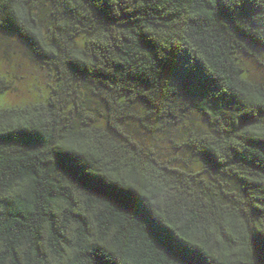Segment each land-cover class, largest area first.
Instances as JSON below:
<instances>
[{
	"label": "trees",
	"instance_id": "obj_1",
	"mask_svg": "<svg viewBox=\"0 0 264 264\" xmlns=\"http://www.w3.org/2000/svg\"><path fill=\"white\" fill-rule=\"evenodd\" d=\"M0 30L54 75L0 105V264H264V80L237 58L264 0H0ZM130 122L184 127L194 161Z\"/></svg>",
	"mask_w": 264,
	"mask_h": 264
},
{
	"label": "rangeland",
	"instance_id": "obj_2",
	"mask_svg": "<svg viewBox=\"0 0 264 264\" xmlns=\"http://www.w3.org/2000/svg\"><path fill=\"white\" fill-rule=\"evenodd\" d=\"M248 47L246 52H239L237 58L250 80L263 82L264 51L253 46ZM53 83V71L30 58L26 44L15 33L0 30V105L25 106L45 100ZM87 98L91 110L102 114L100 102L90 95ZM203 125V118L194 114L188 127ZM124 128L133 139L151 149L164 162L177 166L194 161L183 144L186 134L184 127L146 132L130 122L125 124Z\"/></svg>",
	"mask_w": 264,
	"mask_h": 264
}]
</instances>
